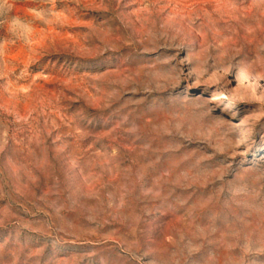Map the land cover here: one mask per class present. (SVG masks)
I'll return each mask as SVG.
<instances>
[{"label":"rangeland","instance_id":"1","mask_svg":"<svg viewBox=\"0 0 264 264\" xmlns=\"http://www.w3.org/2000/svg\"><path fill=\"white\" fill-rule=\"evenodd\" d=\"M0 264H264V0H0Z\"/></svg>","mask_w":264,"mask_h":264}]
</instances>
